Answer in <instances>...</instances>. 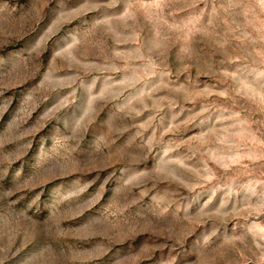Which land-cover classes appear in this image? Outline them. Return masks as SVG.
<instances>
[{
	"label": "rangeland",
	"instance_id": "obj_1",
	"mask_svg": "<svg viewBox=\"0 0 264 264\" xmlns=\"http://www.w3.org/2000/svg\"><path fill=\"white\" fill-rule=\"evenodd\" d=\"M0 264H264V0H0Z\"/></svg>",
	"mask_w": 264,
	"mask_h": 264
}]
</instances>
